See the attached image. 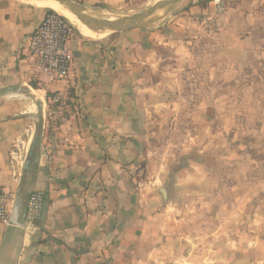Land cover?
Segmentation results:
<instances>
[{
  "label": "crops",
  "instance_id": "crops-1",
  "mask_svg": "<svg viewBox=\"0 0 264 264\" xmlns=\"http://www.w3.org/2000/svg\"><path fill=\"white\" fill-rule=\"evenodd\" d=\"M79 1L103 14L129 0ZM222 1L234 14L264 6V0ZM181 3L182 27L171 15L172 23L156 29L102 37L76 30L71 75L51 83L24 52L46 8L0 0V186L14 199L12 213L15 204L20 208L0 227V264H264V256L249 248L219 251L208 262L168 220L172 203L165 202L161 185L145 180L148 100L158 75L169 69V53L187 60L190 42L183 33L193 19L204 25V16L219 12L215 0ZM57 93L63 103L56 106L51 98ZM15 143L28 149L18 170L10 157ZM35 191L44 193L43 215L27 228Z\"/></svg>",
  "mask_w": 264,
  "mask_h": 264
},
{
  "label": "rangeland",
  "instance_id": "rangeland-1",
  "mask_svg": "<svg viewBox=\"0 0 264 264\" xmlns=\"http://www.w3.org/2000/svg\"><path fill=\"white\" fill-rule=\"evenodd\" d=\"M181 1L147 28L168 26L171 15L182 27ZM152 3L129 0L103 14L85 10L121 18ZM230 6L181 31L190 54L185 62L168 54L169 69L158 75L148 100V153L143 151L146 182L155 188L176 184L168 220L208 262L219 251L246 248L264 256V6L252 14H234Z\"/></svg>",
  "mask_w": 264,
  "mask_h": 264
},
{
  "label": "built area",
  "instance_id": "built-area-1",
  "mask_svg": "<svg viewBox=\"0 0 264 264\" xmlns=\"http://www.w3.org/2000/svg\"><path fill=\"white\" fill-rule=\"evenodd\" d=\"M219 11L225 10L222 0H215ZM76 33L75 26L64 16L52 9H46L43 19L27 37L24 44L26 58L32 67L49 82L69 79L73 67L71 41ZM52 103H63V96L57 93ZM15 143L10 150L12 165L18 170L28 157V149ZM14 199L4 186H0V227L10 224ZM45 197L42 191L33 192L26 210V227L33 228L43 215Z\"/></svg>",
  "mask_w": 264,
  "mask_h": 264
},
{
  "label": "water",
  "instance_id": "water-1",
  "mask_svg": "<svg viewBox=\"0 0 264 264\" xmlns=\"http://www.w3.org/2000/svg\"><path fill=\"white\" fill-rule=\"evenodd\" d=\"M61 3L67 5L71 11H73L76 16L86 25H88L91 29L97 32L102 31H110L111 35L118 32H124L127 30H131L134 28H147L149 24L147 23L146 18L157 16L160 12H166L170 10L174 4H176L179 0H165L162 2H156L152 6L146 8L144 11L132 15V16H124L119 20L108 23L107 20L96 19L93 16L89 15L84 6L79 4L74 0H58ZM108 23V24H107ZM30 166V160L27 161L26 167ZM176 184L174 181L170 180L164 185L159 187L160 193L163 195L166 203L170 204L175 201V193H176ZM20 212V208H18L17 204H15L12 217L16 218L17 214Z\"/></svg>",
  "mask_w": 264,
  "mask_h": 264
},
{
  "label": "bare ground",
  "instance_id": "bare-ground-1",
  "mask_svg": "<svg viewBox=\"0 0 264 264\" xmlns=\"http://www.w3.org/2000/svg\"><path fill=\"white\" fill-rule=\"evenodd\" d=\"M30 3H34L35 5H38L40 7L46 8V9H52L56 11L58 14L66 17L79 31H81L84 34L93 36V37H102V36H109L111 35L110 31H102V32H97L91 29L88 25L83 23L77 16L76 14L69 9V7L63 3H61L58 0H28ZM156 2H162L165 0H154ZM153 5V3H152ZM163 12H160L157 14V16L153 17H148L146 18L145 21L149 24V26L153 25L156 23V21L161 17ZM96 19H101V20H107L108 23L115 22L119 20L120 18L110 16V17H99L96 15H91ZM107 23V24H108Z\"/></svg>",
  "mask_w": 264,
  "mask_h": 264
},
{
  "label": "trees",
  "instance_id": "trees-1",
  "mask_svg": "<svg viewBox=\"0 0 264 264\" xmlns=\"http://www.w3.org/2000/svg\"><path fill=\"white\" fill-rule=\"evenodd\" d=\"M53 95H55V94H53ZM53 95H52V96H53ZM55 105L57 106V105H59V104H55ZM33 143H34L33 146L35 147V146L37 145V137L35 138V141H34Z\"/></svg>",
  "mask_w": 264,
  "mask_h": 264
}]
</instances>
